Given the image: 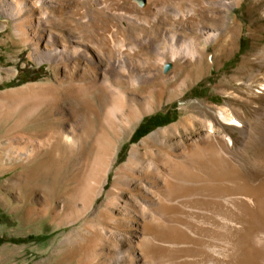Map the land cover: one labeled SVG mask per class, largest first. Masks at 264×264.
Here are the masks:
<instances>
[{"label":"rangeland","instance_id":"374dc122","mask_svg":"<svg viewBox=\"0 0 264 264\" xmlns=\"http://www.w3.org/2000/svg\"><path fill=\"white\" fill-rule=\"evenodd\" d=\"M263 46L264 0H0V264H234L237 237L216 240L222 208L200 198L155 213L144 199L152 189L146 170L162 172L159 158H179L202 134L214 139L209 124L230 138L207 140L217 149L221 142L224 169L235 163L253 184L264 177L262 86L257 77L233 79L259 68L245 59ZM100 86L124 104L115 134L88 93ZM74 95L84 102L75 105ZM218 105L252 120L246 138L219 124ZM44 109L53 113L47 119ZM154 115L169 121L131 138ZM187 116L191 126L171 129ZM72 128L73 140H61ZM132 150L140 162L129 173L122 167ZM157 217L183 238H171ZM258 232L264 238V213L245 237ZM142 240L151 250L144 261Z\"/></svg>","mask_w":264,"mask_h":264},{"label":"bare ground","instance_id":"6f19581e","mask_svg":"<svg viewBox=\"0 0 264 264\" xmlns=\"http://www.w3.org/2000/svg\"><path fill=\"white\" fill-rule=\"evenodd\" d=\"M15 13L16 15H19V9L15 11ZM231 36L230 34H226V36L223 39V43L227 42V40H229L228 38H230ZM192 57L193 58L197 57L195 60L196 63H195L194 72L195 75L198 76L202 64L200 62L201 53L196 49V47H193ZM245 61L249 63H252L254 61L258 64L259 68L256 71H253L252 69H247L245 70V72H243L242 76H237V75L234 76L233 78L234 83L236 85L246 84L244 77L247 81L248 80L251 81L252 79L257 77L259 79L255 81L258 82V85L262 86L261 92L262 94H264V46L259 51H257L253 57L247 58L245 59ZM251 90L245 89V93L254 94L255 91L253 92ZM77 92H79V88L76 91V94ZM39 93L40 92L36 91V95H39ZM41 93L44 96L45 94L48 95L47 91H43ZM88 93L95 100V104L97 108L99 110L101 109L105 110L106 115L108 116V121L110 122L111 125L112 132L115 134L117 131V126L120 120L123 119V115H124V113H122V109L124 106L123 102H121L122 98L120 101L116 97L117 99L116 100L112 96L111 92H109L108 89L102 86H100L95 90L93 89L89 90ZM52 94L53 93H51V95ZM224 95L230 99L241 98L240 95L235 94L233 92L224 91ZM77 97H78L77 95L76 96L74 95L75 99L73 100V103L75 105L82 104L84 102V98L82 97L77 98ZM215 111H217L218 116L222 120L219 122V124L226 125L232 128H238V127L241 128L242 139L246 138L244 135L249 131L251 119L250 120L244 119V117H242V114L237 112V110L236 111L234 109L230 110L225 105H218ZM41 114H42V118L47 119L45 117L51 116L53 113L51 110L44 109L42 110ZM97 114H99L98 111ZM44 115L46 116L44 117ZM117 115H119V117H116ZM99 116L100 115H98V117ZM192 119L193 116H187L183 118V120H181L178 124H173L171 129L177 130L178 126H182V127H185L186 125L191 126ZM206 126H208V130H209L208 132L212 134L215 140H224V141L230 140V138L225 136H222L223 138L221 139L220 138L221 136L218 137L213 133L212 128L210 127L209 124H207ZM167 131L168 129L166 128L162 131L153 132L150 134L149 138H153L157 134L160 135L164 134ZM51 132L52 130L47 131L46 136L48 137L46 140H51L52 138ZM70 132L71 134L62 133L60 139L65 142H67V140H73L72 136L75 135L74 129L72 128ZM258 133H259L258 135H260L261 137L264 136V126L261 127ZM258 137L259 136H257V138ZM214 139L212 138L208 139L206 138L205 134H202L200 136V140H202V142L196 143L195 145L192 146L190 145L188 147V151L186 153L182 151L179 158L175 159L169 154L162 156L161 158H159L160 159L159 165H157L162 169V172H159L157 170L155 172L153 171V169H151L150 166H148V171L146 170V174H147L146 177L150 179L148 183L151 184L152 189L150 191V195H145L144 199H146L145 201L149 202L150 205L151 204L155 205L150 207L155 213H159L168 206H171V203L173 202L179 203L178 200H181V202L183 203L185 202L188 204H193V203H198L200 198H204L203 202H208L209 205L211 204V205L219 206L226 213L225 215H222L224 213L223 212L221 216H218L220 217L223 223L222 226L224 230L222 234H219V232L218 234L215 233V235L216 236L218 235V237L214 236V239L216 237V240L217 238L219 239L218 242L224 243L227 240H228L227 242H229V240L232 239V236L233 238H235L234 236H236L237 241L236 240L233 241V243L235 244V249L233 250V253H235L234 264H260V261L262 259H260L261 255L258 246L264 243L263 242L264 238L261 237L260 232L256 233L258 235H255V237L251 238V240L248 239V237L246 238L245 234L248 232V226H253L257 222L262 221V217L264 213V177L258 180V182L256 179L257 183L253 184L252 178L249 175L242 173L238 169L235 163H232L231 168L224 169L221 166L222 158L220 153L223 149V147H221L222 145L221 142L217 141L219 147V149H217V147L214 146L215 144L213 145L209 141H207ZM42 145L44 146V143L40 144V146ZM139 162H140V158L132 150L128 163L124 165L122 168L123 170H125V172L130 173L136 168L138 169ZM227 162L228 161L226 162L224 161L225 167ZM201 189H204V191H206L207 194H212V195L206 196L205 194V196H203L204 193H202L203 196L202 197L201 194L199 193ZM218 193H220V195H217ZM199 202L201 203V201ZM158 215L160 216V214ZM161 217L156 218L157 222L163 227L164 226L166 227L165 231L168 230L172 233L171 238L182 239L183 237L182 235H180L181 234L180 231L177 230L178 227H175L173 224L171 225V223L170 225L165 224L164 222H162ZM146 226L142 228L145 230L148 227ZM218 242L216 241V243ZM219 246L217 247L216 245L215 247L219 249ZM223 247L224 246H222V248ZM210 250L212 254L214 253L215 255L220 253L219 250L218 251H215V249H210ZM150 251L151 250L148 249V247H146L145 241L143 243V240L142 242L138 243V245H136V253L141 255L143 261L146 260V258L149 256ZM222 253H224L223 254L224 258H226L225 256H229V257L232 256L230 254L231 250H228L226 247L225 249H223ZM130 257L132 258V254H130ZM229 259H231V257Z\"/></svg>","mask_w":264,"mask_h":264},{"label":"trees","instance_id":"16d2710c","mask_svg":"<svg viewBox=\"0 0 264 264\" xmlns=\"http://www.w3.org/2000/svg\"><path fill=\"white\" fill-rule=\"evenodd\" d=\"M168 121L169 120H166V119L160 120V119H158V116H156V115L147 117L136 127V129L132 133L131 138H138V137L142 136L143 134H145L147 131L154 128L155 126L161 125V124L166 123ZM144 127L146 129L142 131L141 129ZM0 242H1V240H0Z\"/></svg>","mask_w":264,"mask_h":264},{"label":"water","instance_id":"95a60500","mask_svg":"<svg viewBox=\"0 0 264 264\" xmlns=\"http://www.w3.org/2000/svg\"><path fill=\"white\" fill-rule=\"evenodd\" d=\"M144 2V0H139V4L141 5Z\"/></svg>","mask_w":264,"mask_h":264}]
</instances>
